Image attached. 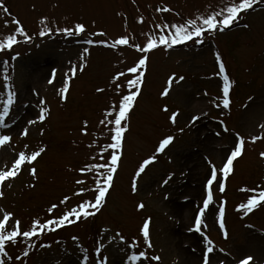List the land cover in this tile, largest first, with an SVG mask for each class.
Instances as JSON below:
<instances>
[{"label":"rangeland","instance_id":"1","mask_svg":"<svg viewBox=\"0 0 264 264\" xmlns=\"http://www.w3.org/2000/svg\"><path fill=\"white\" fill-rule=\"evenodd\" d=\"M0 3L9 9L5 13L0 8V41H6L9 35L16 36L17 43L13 45L16 47H12L14 52H19L24 47L23 43L32 42L36 37L65 34L63 29H74L79 23L86 27L85 33L81 34L83 38L94 41L93 44L86 42L82 48V41L78 44L77 40H69L62 48L44 45L39 56L23 57L9 68L15 91H7L5 96L0 91V112L9 92L15 93L16 107L5 120L8 127H0V135L13 134L12 144L16 143L21 129L29 120L38 117L41 107L48 108L49 115L44 123L30 127V137L21 138L18 142L21 147L33 138L28 153L46 149L35 165H31L37 168L38 178L30 176L27 167L23 169L18 179L22 181L12 186L15 197L11 195L6 199L5 209L0 206V219L8 210L12 211L25 230L32 221L38 219L45 223L67 212L72 204L94 198V191H85L79 197L73 195L81 188L95 187V173L82 174L80 169L88 164H103L109 158V152L103 153L104 158L100 154L104 146L112 142L114 133L110 129L114 125L106 126L100 121L114 119L116 111L111 106L118 105L122 96L128 94L127 82L134 78L127 70L146 55L149 63L145 82L129 119L124 122L129 131L125 133L120 166L107 203L96 216L82 220L81 228L64 233L71 238L73 234L83 238L84 234L90 233L96 243L97 235L89 228H95L96 233L106 229L109 233L121 234L132 244L138 241L135 251L139 253L145 249L142 224L150 217L153 244V248L147 249L150 257L157 254L167 264H201L202 237L189 229L193 227V218L203 198V185L209 174L205 158L219 168L236 133L246 140L253 135H264V129L259 128L264 123V4L256 6L248 15H242L238 23L224 32L206 33L203 43L195 40L185 42L186 46L204 44L199 48L173 51L176 45L171 48L160 45L151 52L141 53L136 51L135 45L146 46L149 38L158 41L161 35L171 39L174 32L171 25L218 11L229 0H0ZM160 7H168L172 11H157ZM141 18L144 23L139 22ZM16 20L20 21L19 25ZM18 27H22L25 34L19 33ZM45 29L50 31L41 35ZM101 31L106 36L95 35ZM121 36L130 37L128 46L111 49L95 43L101 40L111 43ZM6 50L0 51V61ZM217 54L232 82L230 109L216 107L217 102L222 103L224 85ZM74 59L77 62H73L71 68L83 66L84 71H78L71 80L65 101L61 99L59 89L63 86L62 80L66 79L64 73ZM53 70H58L56 81L49 84ZM119 71L126 75L113 83V77ZM171 75L185 79L180 84L174 83L173 90L165 97L162 92ZM1 82L5 89L8 81L4 82L0 76ZM117 84L120 85L119 91L116 90ZM101 87L105 91L97 92ZM249 97L254 98L251 103ZM246 103L247 108L244 107ZM165 107L168 112L163 111ZM108 111H113L112 117L105 116ZM175 111L180 115L173 125L169 116ZM195 115H200L201 119L189 127L190 119ZM220 121H224L229 133L222 132ZM85 122L88 124L87 135L83 132ZM217 131L222 133L219 138L214 135ZM166 135H174V143L139 177L137 191L132 192L131 185L138 166L156 151L159 141ZM6 148L7 151L0 149V170L11 167L15 155L11 147ZM246 149L245 155L235 162V171L227 181L225 193L213 188L214 204L219 206L221 202H227L225 222L228 239H224L218 225L213 222L216 209L206 213L208 223L213 224L207 234L217 251L213 254L217 263L235 264L241 255L248 253L264 260V206L246 217L238 211V206L255 194L241 189L264 190V160L258 156L264 150V141L256 145L248 143ZM173 173V179L162 187L163 180ZM77 179L86 180L87 184L77 185ZM31 184L35 187H30ZM66 195L72 197L68 204H60L55 212L50 213L51 205L58 204ZM139 203L146 207L138 210ZM21 209H29L30 213ZM11 225L9 222V229ZM223 248L226 251L220 252L219 249ZM8 252L10 264H17L15 259L19 250L11 248ZM76 253L72 246L65 251L53 246L37 253L32 264H79L76 260L79 261L80 257ZM106 253L107 264H127L124 252L119 251L116 243H111ZM147 263L157 264L156 261Z\"/></svg>","mask_w":264,"mask_h":264},{"label":"snow or ice","instance_id":"2","mask_svg":"<svg viewBox=\"0 0 264 264\" xmlns=\"http://www.w3.org/2000/svg\"><path fill=\"white\" fill-rule=\"evenodd\" d=\"M264 4V0H229V3L224 7L220 8L218 11H212L211 13L203 16H198L196 19L188 20L185 23L171 25L170 27L174 29L173 34L171 35V39L167 36L161 35L159 40L155 38H149L146 46L135 45L136 51L141 53H148L160 45H164L167 48H171L173 45L183 44L188 41L195 40L198 43H203L204 37L206 33L215 35L217 31L224 32L226 29L232 27L234 24L238 23L242 15H248L251 11L255 10V7ZM0 8L3 9L5 13H8L9 9L3 4L0 3ZM160 12H171L172 9L168 7H160L157 9ZM199 21V23H197ZM140 23H144L143 18L140 19ZM15 23L17 25L20 24L19 20H16ZM247 27V25H245ZM163 30V28L161 29ZM17 31L21 34L24 33V29L22 27H18ZM49 29H45L40 34L45 35L49 32ZM86 27L84 24L79 23L76 24L74 29L65 28L63 32L69 36L71 35H79L85 33ZM96 36L104 37L106 33L101 31L95 34ZM17 43L16 36L9 35L6 41H0V51L5 49H12L13 45ZM88 44H93L94 41L92 39L87 40ZM95 43L103 45L104 47H108L111 49H116L119 46H128L130 43V37L121 36L119 38L113 39L111 43L106 40L96 41ZM87 51V49L85 50ZM83 60V57H81ZM217 62L219 64V73L224 74L223 80L224 85L222 89V103L217 102L216 107L222 109H230L232 100L230 97V91L232 89V82L229 80L228 75L226 74L225 65L220 57L217 54ZM149 63V57L146 55H142L141 58L135 63L134 66L128 68V73L133 74L134 78L128 80V88L129 92L126 95L122 96V99L118 105H112L113 110L116 111V115L113 120L103 119L100 121L103 125H114V128L110 129L113 131V135L111 137L112 142L105 145L103 148V152H101V158H104L103 153L109 152V158L105 160V163H93L88 164L84 168H81L80 171L82 174H85L89 171L95 173V187L91 189L81 188L78 191L74 192L75 196H83L85 191H94L96 194L91 200H84L83 202H79L75 207L69 208L67 212H64L58 218L48 219L47 222L41 223L40 220L33 221L29 230L22 229V222L19 219L12 220V215L10 213L4 214L2 219H0V264H6L7 260H10L9 252L7 251V247L10 245L19 244L20 240L31 241L33 237H39L43 235L46 231L51 232L55 231L58 228H63L68 225L75 224L80 222L82 219L87 220L90 217H94L103 209L107 203V197L109 191L113 188L114 178L118 171L121 162L122 150L124 146L125 133L129 131V128L124 125V122L129 119V113L135 107L137 98L141 95V89L145 82V74L147 71ZM58 70H53L51 73V77L48 80L49 84H54L56 81ZM84 71V67H76L73 66L70 69V72L66 74V79L63 81V86L60 87L59 92L62 100H67L68 92L70 88V83L73 78H75L77 72ZM126 73L124 71H119L113 77V83L121 80V77H124ZM185 77L179 76L178 78L175 75L169 76L167 80V87L163 90L162 95L167 97L169 93L173 90V84H180ZM120 85L117 84L116 90L119 91ZM105 91L104 88H97V92L103 93ZM38 95V94H37ZM207 95V93H205ZM253 97H249V103L253 100ZM15 104V93L9 92L7 98L3 101V110L0 112V127L7 128L8 125L5 123V118L9 115L10 109ZM245 108L248 107L246 103L244 105ZM163 111L168 112L169 109L165 107ZM49 109L46 107H41L38 112V118L29 120L27 125L23 127L18 135L21 137L29 136V129L32 125L37 123H44L48 118ZM180 115L178 111L172 112L169 116L170 122L175 125L177 123V118ZM207 115V113H205ZM106 117H112L113 111H108L105 113ZM201 119L200 115H195L191 117L189 122V127L196 125L197 121ZM222 125V132L229 133L230 129L224 123V121H220ZM87 122L84 123L83 132L87 135ZM260 129H264V123L259 125ZM180 132L183 133L184 129L181 128ZM43 135V131L40 133ZM221 132L218 131L215 133L216 136H221ZM176 137L174 135H166L158 143V147L156 151L144 159L143 162L138 166V169L135 173V178L131 185L132 192L137 191V183L136 181L139 177L145 173V171L149 168L150 165H153L157 162V157L160 154L165 153L166 149L171 146ZM13 141V134H4L0 135V149H4L7 151L6 146H10ZM264 141V135L257 134L250 137L249 140H246L243 135L240 133L235 134V138L231 147L228 149V152L224 156L223 163L221 167L217 168L215 164L211 162L207 157L205 158L208 161L210 172L209 178L205 182L206 194L202 200V204L198 206L196 215L193 220V227L189 229L190 232H195L201 235L202 242L204 247L201 249V264H217V262L213 259V253L215 251V246L213 244L212 239L209 238L206 230L209 228V224L207 223L206 213L209 212L210 206L214 204V192L213 185H217L220 193H225L227 188V181L231 175L234 174L235 171V162L238 159L242 158L246 153V145L251 143L252 145H256L257 142ZM91 146V145H90ZM46 151L45 148H40L38 151H33L28 154L26 151H21L16 153L12 157L11 167H5L3 170H0V199L5 198L4 188L8 185L9 182L17 179L21 174L26 165H35V162L39 157ZM260 159L264 160V150L258 153ZM95 159V157H93ZM29 175L33 178H38V170L35 166L29 168ZM175 174L168 175L162 183V187L167 186L169 182L173 179ZM77 185H86L87 181L83 179H77L75 181ZM30 187H35V184H31ZM241 191H248L255 193L250 196L246 203H241L238 206V211L243 213V216L246 217L252 214L254 211L259 209L261 206H264V190L256 191L253 189H241ZM72 197L64 196L58 204H52L49 208V212L53 213L59 207L60 204L67 205ZM165 199H168V196H165ZM226 201L221 202L220 207L213 213V222L218 225L219 230L222 232L224 239L229 238V232L226 228L225 222V206ZM146 207L144 203H139L137 205L138 210H143ZM12 220L11 228L9 229V221ZM150 225L151 218H146L142 224L141 234L143 236L145 242V249L139 251L138 254L133 253L127 257L132 264H136V262H141L143 264L144 261H156L157 264L161 261V257L159 255L149 256L147 249L153 248V244L151 241V233H150ZM249 228H252V225H246ZM120 239L123 242L124 237L121 234ZM73 240H78L77 237H73ZM139 242L136 241L130 247H135ZM42 247H51V245H42ZM28 248H35L34 243H29L26 246V249L23 250V257H29L30 253L27 250ZM195 251V249H193ZM220 252H224V249H219ZM17 259H23L22 257H17ZM101 264H107V258H103L101 260ZM219 264H223V262H219ZM236 264H264V260H258L257 257L248 253L243 254L241 257L236 260Z\"/></svg>","mask_w":264,"mask_h":264}]
</instances>
